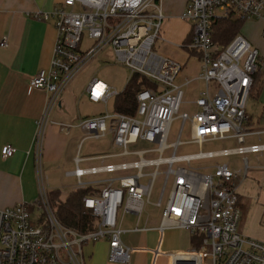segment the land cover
<instances>
[{"label":"built area","instance_id":"1","mask_svg":"<svg viewBox=\"0 0 264 264\" xmlns=\"http://www.w3.org/2000/svg\"><path fill=\"white\" fill-rule=\"evenodd\" d=\"M35 18L53 19L57 30L49 69L36 72L28 86L29 92L43 89L49 94L33 144L41 191L31 204L0 208V264H86L85 246L102 241L108 245V262L129 264L134 249L125 245L123 234L154 229L163 235L170 228L186 230L200 241L199 246L172 255L170 264H264V242L240 231L242 211L235 185L239 173L225 163L212 166L211 171L202 167L203 172L191 166L194 160L264 151V144L244 145L247 102L261 54L242 33L225 47L212 37L215 20L264 22V0H187L181 18L190 23L191 36L182 47L197 53L201 72L196 79L204 82V89L190 101L184 87L193 80L178 84L182 64L155 49L157 42L164 41L163 0H63L50 12H36ZM8 39L3 34L0 47H7ZM109 53L115 64L127 68L131 76L146 77L154 88L138 92L135 115L113 111L76 123H56L64 133L73 128L85 133L75 168L66 173L80 188L91 190L83 205L95 227L80 233L64 226L51 207L45 189L43 141L48 124L55 123L51 112L63 92L86 65L104 54L108 61ZM87 92L90 102L105 105L121 93L100 78L90 81ZM184 105L191 108L182 112ZM176 119L182 126L176 140L169 143ZM187 128L189 140L185 142L182 134ZM108 135L115 151L81 155L86 139ZM225 139H236L239 146L179 154L185 143L201 146ZM16 152L12 144L2 149L4 159ZM83 163L92 164L82 167ZM159 174L162 190L155 206L162 210L161 219L156 228L147 221L142 226L141 216ZM127 214L138 216L130 229H124ZM159 252L158 247L155 256Z\"/></svg>","mask_w":264,"mask_h":264},{"label":"crops","instance_id":"2","mask_svg":"<svg viewBox=\"0 0 264 264\" xmlns=\"http://www.w3.org/2000/svg\"><path fill=\"white\" fill-rule=\"evenodd\" d=\"M62 1L0 0V40L3 34H8L9 37L8 46L0 47V208L20 203L31 204L40 196L41 190L36 176L33 144L37 121L45 111L49 94L43 89L29 92L28 86L36 72L49 69L57 30L53 19L45 22L35 18V13L50 12ZM186 3L187 0H165L164 41L159 42L157 51L182 64V71L177 78L178 84L183 85L188 79L193 81L185 87L200 82V86L192 91L197 94L196 98L204 89V82L196 79L201 72V62L197 53L192 54L182 47V44L191 36L190 23L181 18ZM254 23L257 33L250 35L251 38L242 32L261 54L260 70L255 76L256 87L252 90L246 108L248 116L245 124L248 132L244 142L246 146L264 144V39L262 38L264 22L255 21ZM167 25L170 26L168 33L172 39L169 42L170 46H167L165 42L167 40ZM102 61L104 60L102 59ZM94 78L97 77H93L87 82L75 100L71 99L69 94L65 96L62 94L59 103L51 112V121L55 123H50L47 126L42 152L43 168H46L48 172L63 163L75 166L77 140L71 138L72 131L64 133L56 123H76L81 118L94 116L93 114L82 116L79 108L77 111L72 109V102L78 106L81 98V101H83V97L88 99L87 86ZM195 98L193 97V99ZM193 99L188 98L187 100ZM101 113L104 112L101 111L99 114ZM6 144H12L17 148V152L8 159H4L2 155V149ZM238 146V142L237 144L235 142V146L232 148ZM244 154H246L243 156L244 172L240 174L241 170L232 168L233 171L240 172L239 177L235 180L242 211L240 231L248 237L264 242V151ZM249 157L252 158L253 164H250ZM90 164L83 163L82 167ZM73 170L68 169L66 173ZM52 186L49 191L59 190L63 200L71 192L80 188L77 182L76 187L65 194L63 190L69 188L68 185H64V189H61L57 184H52ZM158 225L151 228H156ZM150 231L159 235L157 230ZM188 245L191 247V235H188ZM158 247L159 243L155 248ZM153 248L154 246L146 245L138 250L139 255L142 254L146 258L145 261L144 259L138 261V264H149L147 255L151 254ZM98 254L99 256L104 255V264H115L108 262L106 242L91 243L85 246L86 262L95 264Z\"/></svg>","mask_w":264,"mask_h":264},{"label":"rangeland","instance_id":"3","mask_svg":"<svg viewBox=\"0 0 264 264\" xmlns=\"http://www.w3.org/2000/svg\"><path fill=\"white\" fill-rule=\"evenodd\" d=\"M164 2L163 0V10H164ZM254 20L251 21H244L242 26V31L248 38L250 35H254L257 32L256 24L254 23ZM165 24V23H164ZM170 26L167 25V40L165 42L167 43V46H170L169 42L172 41L171 36L169 35ZM164 30V29H163ZM171 39V40H170ZM159 45V42L156 43V50ZM168 48V47H167ZM106 54L99 57L100 59H96L92 62H90L88 65H86L81 72L78 73V75L73 80L72 86L68 87L64 92L63 96L69 94L71 99H74L78 96L77 94L84 88V86L87 84V82L93 78L97 77L102 80H105L112 84V86H115L119 91H123L129 78L131 77L130 71L125 68L122 65L115 64L114 58L112 57L111 53H109L110 59L106 61L104 59ZM102 59L104 61H102ZM200 82H196L193 85H190L188 87H185V93L186 98L193 99L197 94L193 93L192 91L194 88L199 87ZM76 93V95H75ZM82 93V92H81ZM195 94V95H194ZM83 97V95H82ZM82 99V98H81ZM78 106H76L75 102H72V109L73 111H77L78 108L80 109V115H98L101 111L103 112H113L114 111V100L115 98H112L107 105L103 103H92L87 98L83 97V101H81ZM191 106L184 105L182 107V112L187 111ZM182 122L179 119H176L170 129V135H169V143H172L176 140L177 135L181 129ZM71 138L76 139V145H75V153H77L78 145L81 142V139L84 137L85 133L82 132L79 129H72L71 130ZM182 140L187 142L189 140V132L188 128L184 130L182 134ZM111 136H107L104 139L96 140V139H86L81 144V155H97L102 154L107 151H115L114 148L111 145ZM235 142L237 144L236 139H225V140H216L207 142L203 145L198 144H189L185 143L180 145L179 147V154L185 155V154H196L199 151H215L222 148H232V146H235ZM234 144V145H233ZM142 147V145H139ZM246 154H232L220 158H214V159H200V160H194L191 163V166L198 172H203L201 170L202 167L208 168L207 171H211V166L215 165L216 163H226L229 165V167L241 170L242 174L244 172V159L243 156ZM250 158V164H253V160ZM98 163V162H97ZM96 162L93 164H97ZM92 164V163H91ZM45 167V166H44ZM74 164H66L63 163L57 168L51 169L49 172L46 168H44V171L47 175V178L45 180V189L46 191H49L53 186L52 184H57L61 187V189H64V185H68L69 188L66 190H63V193H68L70 189H73L76 187L77 182L76 179L73 177H67L65 175L66 171L68 169H74ZM160 171H163L161 169ZM36 176H37V170H36ZM85 179H92V178H85ZM96 179V177L94 178ZM162 181L163 176L159 174L155 180V184L153 186L152 196L150 198V203L146 205L144 213L141 216V225L144 226L145 222H148V226H156L159 224L161 219V213L162 210L155 206V203L158 201L160 192L162 190ZM170 189V184L167 188V191L165 193V197L163 199V204L166 203L168 192ZM63 200V199H62ZM138 221L137 215L127 214L125 215V223H124V229H130L136 225ZM188 235L190 236V233L183 229H176V228H170L168 229L165 234L158 236L153 233V231L149 232H127L123 234L122 240L125 243V245L131 247L134 249V252L132 253V259L129 264H138V261L140 262L142 259H145L144 255H139L138 250H140L142 247L149 245L150 247L154 248L156 247L157 243H159V254L155 256L154 248L152 249L153 253H149L147 256V260L149 264H170L172 262V255L176 254H182L187 252V250L190 248L188 245ZM156 249V248H155ZM104 255L96 257V263L95 264H104L105 259L103 258ZM86 264H91L90 262H86ZM120 264V263H118Z\"/></svg>","mask_w":264,"mask_h":264},{"label":"trees","instance_id":"4","mask_svg":"<svg viewBox=\"0 0 264 264\" xmlns=\"http://www.w3.org/2000/svg\"><path fill=\"white\" fill-rule=\"evenodd\" d=\"M242 26V20H215L212 23L213 40L220 46L225 47L235 36L241 33ZM183 48L186 49L184 46ZM187 51L192 54L196 53L192 50ZM255 85L256 77L253 89L256 87ZM150 88H154V84L146 77H143L140 74L132 75L124 90L115 98L114 111L127 115H135L137 109L136 96L138 92ZM90 192V189L79 188L71 192L64 200H62V195L59 190L48 191V198L51 207L54 209L58 220L64 226L72 228L80 233H87L94 229L95 220L83 205V198ZM199 244L200 241L192 236L191 247L199 246Z\"/></svg>","mask_w":264,"mask_h":264}]
</instances>
